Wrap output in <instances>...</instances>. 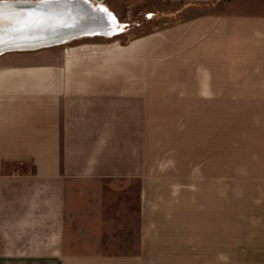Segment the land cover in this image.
<instances>
[{
    "label": "crops",
    "instance_id": "0c3cea01",
    "mask_svg": "<svg viewBox=\"0 0 264 264\" xmlns=\"http://www.w3.org/2000/svg\"><path fill=\"white\" fill-rule=\"evenodd\" d=\"M165 1L199 11L126 43L60 48L81 36L0 68V264H152L143 76L155 53L194 60L208 84L197 89L209 91L212 118L224 122L226 155L237 128L243 161L264 160V0ZM132 186L134 248L131 230H121Z\"/></svg>",
    "mask_w": 264,
    "mask_h": 264
},
{
    "label": "rangeland",
    "instance_id": "374dc122",
    "mask_svg": "<svg viewBox=\"0 0 264 264\" xmlns=\"http://www.w3.org/2000/svg\"><path fill=\"white\" fill-rule=\"evenodd\" d=\"M91 1L105 4L122 31L114 37L77 39L60 48L85 43L119 45L176 25L199 11L165 0ZM158 44L155 51L162 52ZM53 49L3 53L0 68L35 61ZM143 78L147 101L145 224L152 247L148 263L153 259L152 264H264V156L260 164L250 156L243 161L237 128L235 147L228 149L233 153L225 154L224 122L212 118L209 91L197 89L208 84L204 76L199 81L194 60L156 57L155 53L152 73ZM130 189L131 197L123 195L128 212L123 213L121 230L125 234L131 230L127 243L134 248L139 242L140 193L137 187Z\"/></svg>",
    "mask_w": 264,
    "mask_h": 264
},
{
    "label": "water",
    "instance_id": "95a60500",
    "mask_svg": "<svg viewBox=\"0 0 264 264\" xmlns=\"http://www.w3.org/2000/svg\"><path fill=\"white\" fill-rule=\"evenodd\" d=\"M4 7L15 8L21 12L26 10L25 15H30L32 18L36 16L34 11L47 10L48 14L42 16L38 14L36 19L45 20L49 24L47 28H34L25 36L0 42V55L19 50L47 48L75 40L77 36L91 37L85 35L86 32L101 22V14H94L90 5L83 0H2L0 9ZM79 9L81 10L78 11ZM102 16L104 17V14ZM37 21L33 20L34 24L38 23Z\"/></svg>",
    "mask_w": 264,
    "mask_h": 264
},
{
    "label": "bare ground",
    "instance_id": "6f19581e",
    "mask_svg": "<svg viewBox=\"0 0 264 264\" xmlns=\"http://www.w3.org/2000/svg\"><path fill=\"white\" fill-rule=\"evenodd\" d=\"M6 1V0H5ZM12 1V0H9ZM86 1L90 5V9L93 10V13H97V15L100 13L101 22L97 24V26L91 30H88L86 34H113L114 32L117 33L121 30L120 22L118 21L117 17L114 15L113 12H110L105 7L102 6H95L91 1L89 0H83ZM79 9L78 11H80ZM26 11V10H25ZM16 10L15 8H8L4 7L0 9V42H4L7 39L10 38H18L19 36H25L27 32L32 29L36 28H47L48 22L42 19H36V16L39 14L40 16L48 14L49 12L47 10H41L39 12H35L34 15H36L34 18L30 15H25L26 12ZM99 14V15H100ZM104 14V17L102 16ZM102 18V19H101ZM33 20H38L36 24L33 22ZM103 20V22H102ZM39 24V25H38ZM96 24V20H95ZM85 34V35H86ZM109 36V35H108ZM81 37V36H77ZM76 37V38H77Z\"/></svg>",
    "mask_w": 264,
    "mask_h": 264
}]
</instances>
